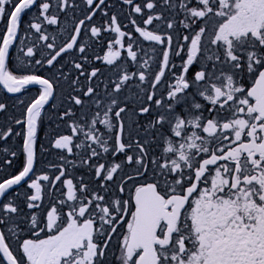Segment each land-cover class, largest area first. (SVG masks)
Masks as SVG:
<instances>
[{
	"label": "snow or ice",
	"instance_id": "1",
	"mask_svg": "<svg viewBox=\"0 0 264 264\" xmlns=\"http://www.w3.org/2000/svg\"><path fill=\"white\" fill-rule=\"evenodd\" d=\"M0 264H264V0H0Z\"/></svg>",
	"mask_w": 264,
	"mask_h": 264
},
{
	"label": "flooded vegetation",
	"instance_id": "2",
	"mask_svg": "<svg viewBox=\"0 0 264 264\" xmlns=\"http://www.w3.org/2000/svg\"><path fill=\"white\" fill-rule=\"evenodd\" d=\"M13 102H14V100H13ZM46 119H47V117H46ZM40 135L43 136V132H41Z\"/></svg>",
	"mask_w": 264,
	"mask_h": 264
}]
</instances>
